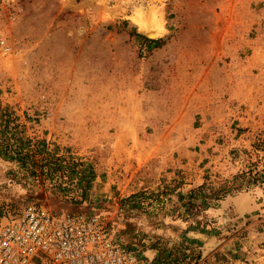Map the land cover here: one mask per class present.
Masks as SVG:
<instances>
[{
    "label": "rangeland",
    "instance_id": "obj_1",
    "mask_svg": "<svg viewBox=\"0 0 264 264\" xmlns=\"http://www.w3.org/2000/svg\"><path fill=\"white\" fill-rule=\"evenodd\" d=\"M5 124L36 160L0 156V221L96 214L154 264H264V0H0Z\"/></svg>",
    "mask_w": 264,
    "mask_h": 264
},
{
    "label": "built area",
    "instance_id": "obj_2",
    "mask_svg": "<svg viewBox=\"0 0 264 264\" xmlns=\"http://www.w3.org/2000/svg\"><path fill=\"white\" fill-rule=\"evenodd\" d=\"M0 264H154L118 242L96 214L29 207L0 221Z\"/></svg>",
    "mask_w": 264,
    "mask_h": 264
},
{
    "label": "trees",
    "instance_id": "obj_3",
    "mask_svg": "<svg viewBox=\"0 0 264 264\" xmlns=\"http://www.w3.org/2000/svg\"><path fill=\"white\" fill-rule=\"evenodd\" d=\"M146 42L149 44L148 45L149 48L155 47L159 43V41L157 40H149V39H146ZM6 118H8L7 115H6ZM8 127L9 125L5 124L3 128H0V156L8 157L9 148H11V144H17L18 149L16 150V153L21 154L22 156H24V158L27 159L24 162L25 164H27L26 162H29V161L31 162V161L36 160L35 153L26 147L24 139L22 137H18L15 134V130H12V133H8ZM45 160L47 164H50V162H52L50 158L45 159ZM243 177H244L243 174L238 175L236 177V181H225L224 183H221L217 187H209L207 188L208 189L207 192H205L206 186L201 185L196 190H192L191 195L196 194V197L198 196L201 197V204L208 207L210 206V203H209L210 200H214L215 202H217L220 199H222L224 196H226L227 194L232 193L234 189L238 190L239 187H236L235 184L237 185L238 183L241 184L242 182H239L238 179L243 178Z\"/></svg>",
    "mask_w": 264,
    "mask_h": 264
},
{
    "label": "bare ground",
    "instance_id": "obj_4",
    "mask_svg": "<svg viewBox=\"0 0 264 264\" xmlns=\"http://www.w3.org/2000/svg\"><path fill=\"white\" fill-rule=\"evenodd\" d=\"M147 18L142 17L143 21H140L142 24L141 26L143 30H145L146 33L150 34L152 37H155V38L160 37L163 33V26H162L160 17L155 16V14L154 15L151 14L150 18L148 19ZM139 20H141V17Z\"/></svg>",
    "mask_w": 264,
    "mask_h": 264
},
{
    "label": "water",
    "instance_id": "obj_5",
    "mask_svg": "<svg viewBox=\"0 0 264 264\" xmlns=\"http://www.w3.org/2000/svg\"><path fill=\"white\" fill-rule=\"evenodd\" d=\"M138 32H139L140 34L144 35L146 38L151 39V40H156V39L159 38V37H158V38L152 37L150 34L146 33V31L143 30V28H142L141 25H140V27H139V29H138Z\"/></svg>",
    "mask_w": 264,
    "mask_h": 264
}]
</instances>
